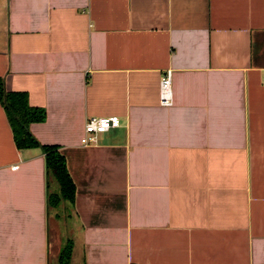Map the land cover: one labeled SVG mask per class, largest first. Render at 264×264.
<instances>
[{
    "label": "crops",
    "instance_id": "crops-1",
    "mask_svg": "<svg viewBox=\"0 0 264 264\" xmlns=\"http://www.w3.org/2000/svg\"><path fill=\"white\" fill-rule=\"evenodd\" d=\"M0 84L75 188L50 207L0 103V264H264V0H0Z\"/></svg>",
    "mask_w": 264,
    "mask_h": 264
},
{
    "label": "trees",
    "instance_id": "trees-1",
    "mask_svg": "<svg viewBox=\"0 0 264 264\" xmlns=\"http://www.w3.org/2000/svg\"><path fill=\"white\" fill-rule=\"evenodd\" d=\"M0 103L6 113L17 149H40L44 155L46 175L48 178L51 177L58 186V193L48 196L49 205L56 207L61 201L72 203L75 188L59 147L40 145L29 130L30 125L44 121V110L30 106L23 93L7 92L2 84H0ZM68 256L69 251L66 249L60 260L65 262Z\"/></svg>",
    "mask_w": 264,
    "mask_h": 264
},
{
    "label": "built area",
    "instance_id": "built-area-1",
    "mask_svg": "<svg viewBox=\"0 0 264 264\" xmlns=\"http://www.w3.org/2000/svg\"><path fill=\"white\" fill-rule=\"evenodd\" d=\"M172 71L167 70L161 76L158 88L159 104L161 107L172 106V89H171ZM121 126L118 117L109 118H90L83 127V137L80 140L81 145L90 146L98 143V136L117 129ZM12 170H17L18 165L12 166Z\"/></svg>",
    "mask_w": 264,
    "mask_h": 264
},
{
    "label": "rangeland",
    "instance_id": "rangeland-1",
    "mask_svg": "<svg viewBox=\"0 0 264 264\" xmlns=\"http://www.w3.org/2000/svg\"><path fill=\"white\" fill-rule=\"evenodd\" d=\"M49 180H50V187H51L50 190H52V189L54 190L53 186H55V181L51 177L49 178ZM53 190H52V192H53ZM53 194H55V193L53 192ZM52 206L53 205H51L50 207L54 208Z\"/></svg>",
    "mask_w": 264,
    "mask_h": 264
}]
</instances>
